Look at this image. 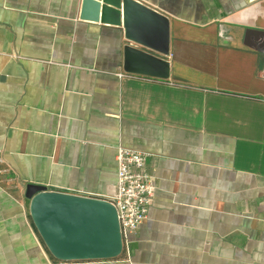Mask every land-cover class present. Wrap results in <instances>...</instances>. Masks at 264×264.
I'll return each mask as SVG.
<instances>
[{"label":"crops","instance_id":"0c3cea01","mask_svg":"<svg viewBox=\"0 0 264 264\" xmlns=\"http://www.w3.org/2000/svg\"><path fill=\"white\" fill-rule=\"evenodd\" d=\"M169 19V77L123 70L81 0H0V264H264V0H139ZM155 186L120 256L60 261L28 183L111 199L118 146Z\"/></svg>","mask_w":264,"mask_h":264},{"label":"water","instance_id":"95a60500","mask_svg":"<svg viewBox=\"0 0 264 264\" xmlns=\"http://www.w3.org/2000/svg\"><path fill=\"white\" fill-rule=\"evenodd\" d=\"M80 18L121 26L123 70L153 78L169 77V19L139 0H81ZM30 218L52 257L60 261L120 256L123 241L109 199L48 190L28 183Z\"/></svg>","mask_w":264,"mask_h":264},{"label":"built area","instance_id":"2783aa9c","mask_svg":"<svg viewBox=\"0 0 264 264\" xmlns=\"http://www.w3.org/2000/svg\"><path fill=\"white\" fill-rule=\"evenodd\" d=\"M148 153L118 146L116 153L117 181L113 197L109 199L115 207L123 241L127 244V236L134 233L145 219L148 206L152 201L155 186L152 175L146 168ZM8 169L0 167V184L7 177Z\"/></svg>","mask_w":264,"mask_h":264}]
</instances>
